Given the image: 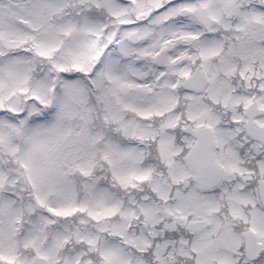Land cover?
Here are the masks:
<instances>
[{
  "label": "snow or ice",
  "instance_id": "obj_1",
  "mask_svg": "<svg viewBox=\"0 0 264 264\" xmlns=\"http://www.w3.org/2000/svg\"><path fill=\"white\" fill-rule=\"evenodd\" d=\"M0 264H264V0H0Z\"/></svg>",
  "mask_w": 264,
  "mask_h": 264
}]
</instances>
